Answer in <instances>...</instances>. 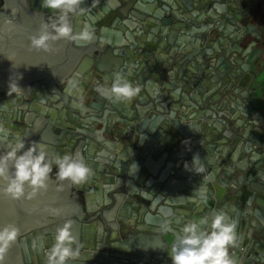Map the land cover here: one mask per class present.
Here are the masks:
<instances>
[{
    "label": "water",
    "instance_id": "1",
    "mask_svg": "<svg viewBox=\"0 0 264 264\" xmlns=\"http://www.w3.org/2000/svg\"><path fill=\"white\" fill-rule=\"evenodd\" d=\"M251 1L84 0L71 22L95 39L36 50L30 37L57 13L42 0H0V125L26 147L79 152L93 170L75 185L83 210L68 181L49 180L31 199L0 191V227L21 236L5 264H46L68 220L82 245L68 264H172L174 235L161 225L179 233L218 211L236 223V264H264V14ZM117 73L141 89L133 116L97 91ZM192 92L195 116L181 109Z\"/></svg>",
    "mask_w": 264,
    "mask_h": 264
},
{
    "label": "clouds",
    "instance_id": "2",
    "mask_svg": "<svg viewBox=\"0 0 264 264\" xmlns=\"http://www.w3.org/2000/svg\"><path fill=\"white\" fill-rule=\"evenodd\" d=\"M83 3L84 0H42V7L51 9L57 15L50 23H42L40 29L30 37V47L49 50L60 40L91 43L95 34L90 26L85 24L75 31L71 22L73 16L83 13ZM17 88H20L17 84H9V92ZM97 91L114 101L131 102L141 89L117 73L110 88H97ZM8 135L5 127L0 125V145L6 149L0 154V191L10 198L31 199L46 190L54 171L53 165L56 179L60 182L82 185L91 179L93 170L81 153L52 155L43 143L33 141L26 147L25 138L9 140ZM196 159L198 156L194 155L192 162ZM185 168L194 171L187 163ZM200 203H207L206 196L201 197ZM55 214L59 215V212ZM72 226L73 222L68 220L56 229L55 242L46 253V264H68L80 257L82 245L73 235ZM161 229L174 235L168 252L172 264H236L229 255V249L237 244L236 223L230 222L223 211L209 214L198 221L190 220L184 223L179 233L171 227V222L162 224ZM19 235L20 230L15 224L0 227V264H5V257ZM40 246L43 247V241ZM33 247H36L35 241Z\"/></svg>",
    "mask_w": 264,
    "mask_h": 264
},
{
    "label": "crops",
    "instance_id": "3",
    "mask_svg": "<svg viewBox=\"0 0 264 264\" xmlns=\"http://www.w3.org/2000/svg\"><path fill=\"white\" fill-rule=\"evenodd\" d=\"M254 5H257V7L259 6V7H262V12H263V14H264V10H263V8H264V0H252L251 1ZM2 5L0 4V7H1ZM52 20H51V16H49V15H46L45 14V22H48V23H50ZM264 24V23H263ZM261 33L263 34V36H264V26L261 28ZM264 40V39H263ZM238 46V43H235V42H233V41H231L230 42V47L232 48V49H234L235 47H237ZM264 46V44L262 45L261 44V47H263ZM241 47H243L244 48V50L246 51L247 50V47H248V45H245V44H241ZM80 90V87L77 89V91H76V93L78 92ZM71 94H73V92L71 93ZM142 96H143V98L145 97V95L142 93ZM192 96H195V92H192V93H190V95H189V100H188V102H187V104L188 105H190L191 107H185V104L186 103H184L182 106V108L181 109H187V112H189L190 113V116H195L199 111H200V108H198L197 107V105L195 104V103H193L192 101H191V97ZM146 100H147V97L145 98ZM200 99H201V97H200ZM127 107H128V112H129V114H130V116H133V115H135L136 114V111L134 110V109H132V106H134L135 105V103L133 102V101H131V102H127ZM177 106H179V105H177ZM199 114V113H198ZM205 123H207V122H210V123H215V120L214 119H202ZM115 126H116V128L118 129V128H120L121 130H124V129H126V128H124L123 127V125L122 124H115ZM1 148V147H0ZM5 151V149L3 150V151H1V149H0V154H2L3 152ZM53 168H54V171H53V173L51 174V177H50V181H52V182H55V187H58V185H59V183H60V181H58L57 179H56V176H55V167L53 166ZM71 185V184H70ZM80 186H82V185H80ZM69 190H70V193H75V195L77 196V197H72V200H73V203L74 204H76V205H78L80 208H81V210H83L84 208H85V202H84V199L82 198V196H81V193L80 194H78V192L75 190V185H71V188H69ZM130 214H131V210H129V212H128V218H126L127 220H128V222H132L131 221V219L129 218L130 217ZM75 215V214H74ZM28 234V233H27ZM26 234V235H27ZM19 238H21V236H18V238L17 239H19ZM21 248V247H20ZM22 251V250H21ZM33 263L34 264H38V261H37V258L36 257H34L33 258Z\"/></svg>",
    "mask_w": 264,
    "mask_h": 264
}]
</instances>
